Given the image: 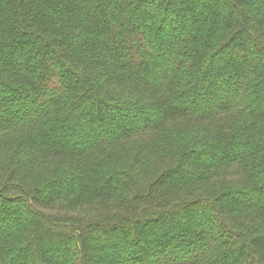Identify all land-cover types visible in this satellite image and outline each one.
I'll use <instances>...</instances> for the list:
<instances>
[{"label": "trees", "instance_id": "obj_1", "mask_svg": "<svg viewBox=\"0 0 264 264\" xmlns=\"http://www.w3.org/2000/svg\"><path fill=\"white\" fill-rule=\"evenodd\" d=\"M0 264H264V0H0Z\"/></svg>", "mask_w": 264, "mask_h": 264}]
</instances>
